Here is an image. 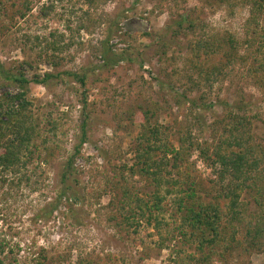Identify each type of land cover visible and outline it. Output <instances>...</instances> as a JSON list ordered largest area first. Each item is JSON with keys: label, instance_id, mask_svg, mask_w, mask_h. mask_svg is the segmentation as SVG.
Instances as JSON below:
<instances>
[{"label": "rangeland", "instance_id": "374dc122", "mask_svg": "<svg viewBox=\"0 0 264 264\" xmlns=\"http://www.w3.org/2000/svg\"><path fill=\"white\" fill-rule=\"evenodd\" d=\"M94 4L0 0L4 68L23 71L29 79L61 72L86 74L84 87L65 76L50 79L46 87L29 86L40 137L28 167L16 178L6 176L5 184L0 182V243L5 253L13 251L5 264L11 258L15 264H36L38 258L46 264H182L184 255L198 257L195 247L173 230L180 216L168 201L164 208L177 222L170 221L161 238L151 225L129 228L121 219L126 194L146 198L152 190L146 179L131 172L142 132L141 113H149L151 121L166 128L171 152L178 149L180 134L187 128L194 141L209 146L230 111L251 119L257 143L264 138V89L239 62L227 65L233 51L225 46L221 53L201 55L202 72L191 52L193 42L205 34L219 40L235 35L241 41L247 7L232 14L221 0ZM189 23L197 28L190 30ZM52 43L63 49L52 53ZM243 52L242 47L239 55ZM213 67L223 68L221 74L204 76ZM3 91L16 92V86L0 81ZM47 120L56 124L55 135ZM82 121L87 142L74 161L80 199L68 194L50 217H39L62 191V166L79 144ZM173 174L186 183L184 189L193 188L195 200L218 202L215 175L197 152L182 162L178 175ZM17 178L23 179L21 184ZM253 196L241 194L247 214L256 209ZM211 264H264V248L249 255L237 249L224 259L214 257Z\"/></svg>", "mask_w": 264, "mask_h": 264}, {"label": "trees", "instance_id": "16d2710c", "mask_svg": "<svg viewBox=\"0 0 264 264\" xmlns=\"http://www.w3.org/2000/svg\"><path fill=\"white\" fill-rule=\"evenodd\" d=\"M97 0H84L94 7ZM233 14L236 8L247 7L248 17L244 23V35L241 41L235 35L225 39L214 36L198 38L193 42L191 52L195 67L200 69L201 55L209 56L221 53L225 46L233 51L227 59L229 64L239 62L246 68L247 74L254 79L255 85L264 89V28H260L264 21V0H221ZM181 24H179L180 26ZM188 28L197 27L189 23ZM244 48L243 55L239 49ZM56 43L49 45L52 53L61 51ZM222 67V66H221ZM223 68L213 67L204 71V76L221 74ZM62 76L72 78L84 87L85 72H61L57 75L44 74L42 78L34 76L27 78L23 71L13 72L4 68L0 62V81L16 86V92L0 93V182H7L6 176L16 178L22 170L28 167L33 159L35 141L40 137L38 125L34 121V104L28 99L30 84L47 86L50 79ZM192 104V101L187 100ZM143 120L142 132L137 138L134 152V168L132 175H137L149 182L152 188L146 198L137 194L124 196L122 207L119 210L122 221L129 228L139 227L140 223L151 225L159 237H162L164 227L175 225L168 215L164 204L168 201L174 208V215L180 216L179 224L173 230L181 239L189 243L198 253V257L184 255L182 264H211L212 259H224V256L240 249L245 255L261 251L264 248V138L257 143L252 134V122L248 116L230 111L221 121L218 134L209 146H201L193 140L190 128L180 134L178 149L168 150V132L157 122L151 121L149 113H141ZM49 131L55 135L56 124L47 120ZM85 121L81 124V137L73 153L62 166L60 183L62 191L57 201L48 211H40L39 217H50L57 209L61 199L69 194V198L79 200L80 186L76 179L74 161L79 148L87 142L85 134ZM264 126V121H263ZM171 152L170 158L167 156ZM197 152L198 156L207 162L208 167L215 175V189L217 203L195 200L196 194L191 186L183 188L186 183L174 177L182 162ZM187 179V178H186ZM23 179L17 178L16 183L21 184ZM26 182L29 178H26ZM184 190V191H183ZM243 192L254 193L255 211L247 214V205L241 201ZM219 201L222 205H219ZM171 218V219H170ZM174 222V223H173ZM4 243H0V264H5L7 255ZM41 257V256H39ZM35 259V258H34ZM36 264H44L43 258ZM17 260L11 258L6 264H15ZM44 262V263H43ZM46 264V263H45ZM82 264H92L90 262Z\"/></svg>", "mask_w": 264, "mask_h": 264}]
</instances>
